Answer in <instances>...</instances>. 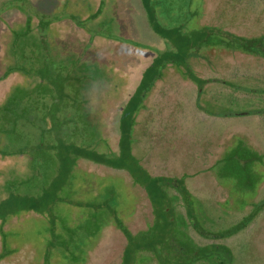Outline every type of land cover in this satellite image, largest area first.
Segmentation results:
<instances>
[{"label":"rangeland","instance_id":"rangeland-1","mask_svg":"<svg viewBox=\"0 0 264 264\" xmlns=\"http://www.w3.org/2000/svg\"><path fill=\"white\" fill-rule=\"evenodd\" d=\"M55 1L30 0L27 4L56 16L63 15L72 6L73 15L81 13L88 5V0H76L74 5L69 4L72 0H57L56 5ZM149 1L155 22L163 29L183 23L187 42L197 41L200 35H206L208 40L201 43L203 47L199 52L190 55V49L185 51L187 57L182 64L180 61L172 65L162 61L155 66L156 76L150 87L137 92L139 97L133 96L147 66L158 56L167 59L168 52H177V47L153 31L145 0H94L96 9H100L95 28L104 42L96 45L100 60L96 72L90 74V80L91 84H100L99 92L88 93L91 105L85 107L81 105L79 94L82 92L85 96L87 88L72 84L75 87L73 95L79 103L69 107L64 116L74 118L69 127L72 133L66 143L73 139L82 151L65 148L61 152V162L58 155L46 149L36 154L41 157L36 163L33 157L36 152L32 150L28 136L23 143L24 153L0 155L1 169L12 168L15 164L6 188L14 195L13 202L5 203L13 213L5 215L7 206L0 203V250L6 251V257L11 260L15 258L17 264H68L72 255H78L80 261L86 256V264H120L122 249L128 242V236L123 233L128 229L134 234L136 245H144V238L161 237L167 224L164 211L174 214L177 229L172 227V231L182 236L183 243L186 233L198 246L221 243L229 247L232 252L230 264H264V206L259 207L253 220L237 233L219 239H212L211 235L231 229L245 215L258 209L251 203L246 206L253 191H256L254 202H259L260 206L264 202V178L257 188L259 178L264 174V164H259L258 160H239L241 167L232 174L233 177L225 174L226 167L222 166V180H217L211 168L214 160L222 158L226 150L234 147L238 152L243 151L233 136L236 134L245 137L248 146L254 144L264 154V112L239 114L251 109L264 111V59L247 54L252 45H247V52H235L226 47L216 48L211 43L219 35L228 38L226 31L247 38L263 34L264 0ZM16 6L13 0H0V55L3 29L19 16L18 10L13 9ZM106 46L113 49L111 52H123V67L115 64L118 70L113 68L109 51L102 53V47ZM188 47L184 44L185 50ZM232 56L235 59L229 60ZM190 61H194V65L191 66ZM196 76L210 80L204 85L203 92L200 90V96L192 82L196 81ZM131 77L135 79L132 84ZM228 83L239 88H232ZM3 89L0 83V95ZM197 101L204 109L198 107ZM224 106L231 115L218 114L222 109L225 111ZM124 109L129 142L125 148L130 149L133 157L122 156L121 160L127 166L118 168L115 163L119 162L120 152L116 138L121 133L118 121ZM22 130L28 135L34 131L30 125ZM10 133L20 137L16 128ZM46 139L47 143L54 141L50 132ZM229 141L234 144L226 147L225 142ZM87 151L113 160L112 164L85 157ZM56 173L59 177L52 183ZM148 175L169 178L162 184L165 195L160 192L153 206L154 216L147 206L150 200L146 189L151 182ZM183 176L184 185L196 206L191 219L187 218L184 206L190 203V197L180 196L176 188L166 185ZM246 176H250L252 183L248 184L249 189L242 190L247 184ZM236 178L241 179L239 188L235 189ZM9 193L3 195L6 197ZM238 195L246 199L237 202L235 197ZM32 201L36 210H24ZM200 225L205 236L198 232ZM116 226H123V232L115 229ZM145 228L154 234H140L139 230ZM48 246L51 248L50 261L42 262ZM135 247L129 243L126 252L129 257L124 264H159L151 252L139 253ZM204 261L194 264H209Z\"/></svg>","mask_w":264,"mask_h":264},{"label":"trees","instance_id":"trees-1","mask_svg":"<svg viewBox=\"0 0 264 264\" xmlns=\"http://www.w3.org/2000/svg\"><path fill=\"white\" fill-rule=\"evenodd\" d=\"M13 1L17 3L16 8L13 9L18 10L19 16L15 18V20H12L11 23L5 25L1 37L2 52L0 55V83L4 89L3 94L0 95V155L3 153L8 156L11 154L18 156L19 154L24 153L25 150H23V143L29 136L32 141V150L36 152L34 154L35 156H33L36 158V163L41 159V157L36 154L41 153L46 149H50L53 155H58V160L63 162L60 156L61 152L65 148L69 147V149L76 152H79V150L82 151L81 148L77 147V145L73 143V139L70 140V143H66V138L72 133V129H69V127L74 121V118L66 119L64 116L67 115L69 107L77 106V103H79L73 95V89L75 87L73 88L72 84H78V86L81 84L82 87L87 88L84 93L85 96H83L82 92L79 94L82 98L81 105L85 107H90L91 105V97H88V93L90 91H92L93 94L94 92L95 94L99 92L98 88L100 84H91L90 74H92L94 71L96 72L97 62L100 60L98 53L96 52V45L104 42V38L100 37V32H98L95 28L96 18L98 17L100 9H96V3H94V0L93 2L88 0L87 8L84 6L83 10L81 9V13H74L73 15L71 13L74 9L72 6L68 11H65L63 15L61 14L60 16H56L55 14L50 15L40 12L39 10L32 8L33 6H28L27 3L30 0ZM16 1H19V3ZM75 1L76 0H72L69 4L74 5ZM58 3L59 2L56 0L55 5ZM144 3L149 7L147 12L149 22L153 27V31L167 39L171 43L170 45L177 47V52H168L169 54L165 56L168 57L167 59H164L163 57L159 58L158 56L155 60H153L152 64L147 66L139 80L140 82L136 87V90L134 91L135 94L133 96L136 95L137 97H139L137 92L139 93L140 91L147 90L150 87L154 77L156 76L154 73L155 66L160 65L162 61H166V64L169 62L170 64H176L178 61H180L182 64L186 60V52L188 49H190V55H192L193 52H199L203 47L201 43L208 40L205 37L206 35L203 34L204 36L200 35L197 41L193 42V40L192 43L187 42V36L184 35V32L182 31L184 30L183 23L172 26L167 30L163 29L160 24L155 22L156 20L154 13L151 11L150 1L145 0ZM225 33H229L228 38L219 35L217 40L211 42L212 45H215L216 48L226 47L235 49V52L240 50L247 52L249 51L247 50V45H252V50H250V53L247 54L264 57V47H262L264 46V35L246 38L227 31ZM119 41L121 40L119 39ZM184 44L185 46L188 44L189 47L187 50H185ZM109 48L110 47L108 46L102 47V53L107 52V50L109 51V62L114 64L113 68L115 67L116 70L117 67L115 64L118 66L124 64L121 62L123 52L120 50L118 53H116V51L111 52L110 50L113 49ZM118 60L120 61L118 62ZM190 65H194V61H190ZM148 71H152V74L148 75ZM194 78H196V81L192 79L191 80L198 88V95L200 96L201 91L203 92L204 85L210 80L202 76H196ZM132 82L133 80L131 81V84ZM228 86L232 88H239L235 84L231 83H228ZM129 104H131V102ZM197 105L198 107L204 109L199 101H197ZM125 109L121 113L119 120V129L121 133L116 138L117 147L120 152L118 159L119 162L115 163V167L118 168H122L124 165L127 166V163L123 164V160H121L123 159L122 156L129 155L130 157L131 155L130 149L128 150V148H125L126 146H129L127 139L128 130L124 125L123 120ZM224 109L225 111L222 109V112L218 114L227 116L232 114V112L229 111L225 106ZM263 112L264 111L262 110L259 111L251 109V111L239 114L245 115ZM210 114L217 113L211 112ZM28 125H30L31 129L34 130L32 131V135H28L22 130ZM14 128L18 129L17 135H20L19 138L14 137L10 133L11 130L14 131ZM49 132L54 138L52 139L54 140L52 143H47L46 138ZM3 140L4 142H2ZM126 141L128 143L125 145ZM237 142L239 143L238 146L243 147V151L238 152L237 149L234 150V147L228 149L222 154V158H218L216 162L212 164L211 168L215 170L217 179L222 180V166L224 169L226 167L225 174L235 175L234 172L239 170L241 167L239 165V160H250V162L253 160H258L259 164L263 162L264 154H260L259 152L253 150L250 146H248V143H244L240 139H238ZM242 143L243 145H240ZM92 146H94V144H92ZM29 154L31 153L29 152ZM84 156L92 160H99L100 162L107 163L108 165L112 164L111 162L113 161L111 159L106 160L103 156H101V154H98L95 151L84 152ZM29 157H32V155H29ZM131 157L133 156L131 155ZM1 159L2 158H0V161ZM13 167H15V164H13ZM12 168H0V203L2 204H9L10 201L13 202L14 195L9 193L11 192L10 190L6 189L7 184L10 181V176L12 174L11 172L13 170ZM234 175H232V177ZM236 176H239V173H236ZM58 177L59 174L56 173L52 183H54ZM147 177H149L147 179L151 181L148 182V185L146 184V192L149 200L151 201H149L147 206L150 207V210H152L154 216L153 206L155 203H157V197L160 195V192L165 195L162 184H165L163 182H167L169 178H162L159 175H148ZM242 177L243 176H241V178ZM240 179H235V189L239 188ZM261 179L262 177L259 178V182ZM246 182V187L242 190L249 189L248 184L251 185L252 183L250 182V176L247 177ZM184 183V178L182 177V179L174 180L172 183H166V185L176 188L182 196H186V198L190 197V203L187 205L184 204V206L186 209L187 218L190 217L191 219L193 217L194 211L196 210V206L192 201L191 192L188 191ZM5 192L9 193L6 197L3 195ZM186 201L187 199L183 200V203ZM32 202L33 203H31L29 206L24 207V210H36L37 207L35 206L34 201ZM263 205L264 202L262 206ZM161 208L164 210L163 206H161ZM259 209L260 208L258 207V209L256 208L250 214L245 215L238 222V224L232 226L231 229L214 232L211 234L213 237L212 239H219L227 236L229 237L241 229H244L253 220ZM11 210L8 209L7 206V209L4 211L5 215L8 216L9 213H13ZM164 214V221H166L167 224L163 228V235L154 239L144 238V245L134 244V234L132 235L129 233L128 229L125 233H123L126 235L125 237L128 236L126 238L127 241L136 246L135 251H140L139 253L142 251L151 252L152 256L158 261L159 264H194L195 262L203 260L209 262V264H230L232 252L229 247L219 243H208L198 246L197 243L194 242L195 239L186 233L184 236L185 240H187V244L185 242L183 243L180 240L181 236L174 234L172 231V227H176L174 223V214H171V216L170 213L166 211H164ZM171 218L172 220L169 221ZM153 222L155 223V221H152V223ZM180 222H183V224L186 223L183 219H180ZM1 225H3V223ZM195 225L196 224H194L193 228L196 230L197 228H195ZM122 227L123 226H116L115 229L121 230ZM175 229H177V227ZM198 229V232H200L202 236H205V232H202L203 228L201 225ZM200 229L202 231H200ZM155 231L158 233V230ZM121 232H123V230H121ZM139 232L140 234H145L146 232H148L147 234H154V231L149 232L148 228L141 229ZM128 242L127 245L125 244L122 249L120 264H124L125 261H128L129 256L126 255V252H128L129 249ZM186 246L188 250L186 249ZM188 246H190V248ZM49 247L50 246L47 247V252L43 257L42 262H46L47 260L50 261V257H48V255L51 253V248ZM6 255L8 256L6 251L0 250V263H18L15 258L11 260L10 258L6 257ZM72 256L74 257L69 258L68 264H86V256H83L81 261L78 259V255Z\"/></svg>","mask_w":264,"mask_h":264},{"label":"flooded vegetation","instance_id":"flooded-vegetation-1","mask_svg":"<svg viewBox=\"0 0 264 264\" xmlns=\"http://www.w3.org/2000/svg\"><path fill=\"white\" fill-rule=\"evenodd\" d=\"M236 1V0H235ZM237 2V1H236ZM209 3V2H208ZM207 3V4H208ZM208 6V5H207ZM205 8H203L202 9V11H204V15L206 14V11L204 10ZM230 33L231 32H234V31H229ZM233 34H235V35H237L236 34V32H234ZM259 35H261V36H263L264 35V33L263 34H259ZM258 34L256 35V36H259ZM256 36H250V38L251 37H256ZM243 37H245V36H243ZM247 38V37H246ZM262 47H264V46H262ZM235 53V52H234ZM252 56H255V57H261L262 59H264V57H262V56H258V55H252ZM231 58H234L235 59V56L233 57H230V58H228L229 60L231 59ZM255 114V113H254ZM257 114H259V113H257ZM234 137H235V140H238V139H240V140H242L243 142L245 141L246 142V139H245V137H242V136H240L239 134H236V135H233ZM224 141H226L225 139H224ZM234 141V140H233ZM244 142V143H245ZM234 143L231 141H229V142H225V146L226 147H229V146H231V145H233ZM249 146L253 149V150H255V151H257V152H259L260 154H263L260 150H259V148L258 147H256V145L254 146V144H249ZM253 147H256V148H253ZM217 160V159H216ZM216 160H214V162L216 161ZM264 164V159H263V162H262V165ZM213 172H214V174H215V170H213ZM216 176V175H215ZM186 177V176H185ZM262 178H264V174H263V176H261ZM183 178H184V176H183ZM217 178V177H216ZM217 180H219V179H217ZM213 182H215V181H213ZM215 183H217V182H215ZM218 184V183H217ZM216 184V185H217ZM260 184H261V182H259V185H258V187L257 188H259V186H260ZM172 187V186H171ZM172 188H174V187H172ZM177 192L180 194V192L177 190ZM255 193H256V191H253V194H251V199H249V201H248V203H247V205L246 206H248L250 203L251 204H253V206H257V207H261V206H259V202H254V197H255ZM168 196L170 197V195L168 194ZM180 196H182L181 194H180ZM171 198V197H170ZM182 199V198H181ZM235 199L237 200V202L240 200V201H242V200H245L246 198H244L243 196H240V195H238V197H235ZM184 204V203H183ZM264 206V205H263ZM262 206V207H263ZM251 213V212H250ZM249 213V214H250ZM248 215V214H247ZM188 235V234H187ZM182 237V236H181ZM180 237V238H181ZM183 241L185 242L186 240H185V236L183 235Z\"/></svg>","mask_w":264,"mask_h":264},{"label":"crops","instance_id":"crops-1","mask_svg":"<svg viewBox=\"0 0 264 264\" xmlns=\"http://www.w3.org/2000/svg\"><path fill=\"white\" fill-rule=\"evenodd\" d=\"M209 3H210V2H209ZM132 80H135V79H134V78H131V81H132ZM130 91H131V88H130ZM118 122H119V121H118ZM118 127H119V124H118ZM219 244H221V243H219ZM225 246H226V245H225Z\"/></svg>","mask_w":264,"mask_h":264}]
</instances>
